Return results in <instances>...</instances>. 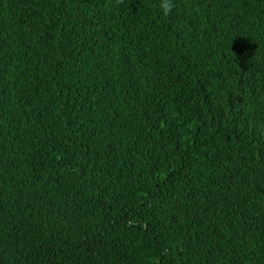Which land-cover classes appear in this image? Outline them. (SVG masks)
<instances>
[{"label": "trees", "instance_id": "1", "mask_svg": "<svg viewBox=\"0 0 264 264\" xmlns=\"http://www.w3.org/2000/svg\"><path fill=\"white\" fill-rule=\"evenodd\" d=\"M0 0V264H264V0Z\"/></svg>", "mask_w": 264, "mask_h": 264}, {"label": "clouds", "instance_id": "2", "mask_svg": "<svg viewBox=\"0 0 264 264\" xmlns=\"http://www.w3.org/2000/svg\"><path fill=\"white\" fill-rule=\"evenodd\" d=\"M160 7L164 16L170 15L174 8L173 0H162Z\"/></svg>", "mask_w": 264, "mask_h": 264}]
</instances>
